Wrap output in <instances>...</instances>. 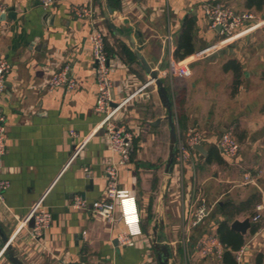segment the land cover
I'll use <instances>...</instances> for the list:
<instances>
[{"label":"crops","instance_id":"crops-1","mask_svg":"<svg viewBox=\"0 0 264 264\" xmlns=\"http://www.w3.org/2000/svg\"><path fill=\"white\" fill-rule=\"evenodd\" d=\"M0 1L8 6L0 22V56L12 63L0 94V125L7 135L0 179L10 184L0 199V224L23 264H159L152 234L160 219L164 228L158 233L171 246V264H238L241 248L242 264H264V25L227 38L204 13L206 4L220 3L264 17V2L257 8L251 0H114L115 24L133 35L169 90L177 139L186 141L195 126L205 136L203 150L191 149L184 164L175 155L168 171V109L129 40L108 27L109 0H55L48 7L39 0ZM75 5L91 8V15L76 16ZM93 28L104 32L116 118L136 134L118 179L134 196L127 202L130 215L125 221L117 209L114 225L91 207L73 206L77 195L89 202L102 198L106 167L118 160L95 109ZM172 60L190 63L192 74H170ZM67 63L79 86L49 89L50 73ZM231 126L241 147L226 158L218 141ZM201 205L207 214L195 224ZM41 207L53 221L36 240L32 219ZM257 214L260 220H254ZM246 217L257 224L245 233L231 228ZM223 222L224 234L242 237L243 245L223 258L201 256L195 243L206 232L221 238ZM5 243L0 235V264H13L1 253Z\"/></svg>","mask_w":264,"mask_h":264},{"label":"built area","instance_id":"built-area-1","mask_svg":"<svg viewBox=\"0 0 264 264\" xmlns=\"http://www.w3.org/2000/svg\"><path fill=\"white\" fill-rule=\"evenodd\" d=\"M42 5L48 7L54 3L55 0H39ZM8 6L5 2L0 1V22L1 15L6 14ZM73 13L78 17H88L91 15V8L86 6L75 5ZM204 13L209 22L214 27L220 26V32L227 38H234L242 30L259 27L264 25V17L259 16L252 11H236L234 8L216 3H208L204 6ZM91 54L94 58V72H96L97 79V100L95 109L102 114L100 127L104 129V135L107 145L112 152L118 156V160L111 161L106 167V182L107 186L103 192L102 198L94 202H89L81 195H77L74 199L73 206L75 208L91 207L92 211L105 219L110 225H114L117 221L116 211H121L122 217L126 219L129 213L127 202L131 201L134 196L130 195L128 189L121 188L118 182L119 170L122 165L130 162L135 145V132L125 125L119 123L116 118L118 110V103L114 97L113 77L111 72L110 56L106 50V41L104 32L100 28H93L90 34ZM12 69V63L6 57L0 56V94L6 89V80L8 73ZM167 71L172 75L190 76L193 72L190 63L187 61L172 60ZM47 84L49 89H55L58 86H65L73 90L79 86L77 79L71 73L70 64H64L60 69L50 73ZM136 92L131 94L130 99L136 96ZM129 101V100H128ZM75 135V132H73ZM186 141L183 138L177 139L176 158L178 162L184 164L191 156V149H195L199 145H203L205 136L198 129V127H191L186 133ZM6 130L4 125H0V160L6 152ZM219 148L226 158H233L237 156L240 150V142H238L234 127L231 126L225 129L219 138ZM87 174L91 175L89 168L85 169ZM247 179L249 175L246 176ZM7 179H0V199L3 198L4 191L9 187ZM207 214L205 205H201L195 212L194 223L202 222ZM261 215L257 214L254 220H260ZM34 225L31 229L33 239L39 240L45 230L52 224V213L49 209L41 207L33 215ZM21 228L17 229V233ZM122 243L128 242V236L120 235ZM194 249L203 257H218L223 258L225 251L229 249L228 245L222 242L220 236L216 233L206 232L195 243ZM4 250L1 251L3 253ZM244 248L237 251L238 264H242V256ZM77 264V263H68ZM80 264V263H79Z\"/></svg>","mask_w":264,"mask_h":264},{"label":"water","instance_id":"water-1","mask_svg":"<svg viewBox=\"0 0 264 264\" xmlns=\"http://www.w3.org/2000/svg\"><path fill=\"white\" fill-rule=\"evenodd\" d=\"M113 13V9L110 6V4H106L105 10H104V17L107 22L108 27L112 30V32L115 35H119L121 37H124L129 40L131 47L134 50V53L136 54L137 60L139 61L140 65L142 66L143 70L150 75L151 78L155 80L156 88L158 89V94L160 97V100L162 102V105L164 107H167L168 109V119L169 123L171 125V131H170V154L168 157V165L167 169L168 171L171 170V167L173 165V160L177 152V133L176 128L174 125V111H173V102L171 95L169 93V90L164 84V80L159 74V71L156 69H153L151 65L149 64L148 60L144 57V55L140 52V48L136 46L135 40L133 35H125L121 31V29L115 24L113 17H111ZM6 17L5 14L1 15V19H4ZM217 29H220V26L217 27ZM198 150H203V146L199 145L196 147ZM33 220V219H32ZM160 221V222H159ZM34 222V220H33ZM257 222H254L251 220L250 217H246L243 220L236 219L231 223V228L235 231H238L240 233H245L248 228L255 226ZM164 228V221L163 219L158 220V223L153 227V248L155 250V253L157 254L158 262L159 264H171L170 258H171V246H169L166 236L160 235L158 233L159 231H162ZM0 235L2 236V240L6 241L4 252L5 254L11 259L13 264H23L21 259L17 256V251L13 244L11 243L10 239H8L6 233L3 231L1 224H0ZM118 240H115V243Z\"/></svg>","mask_w":264,"mask_h":264},{"label":"trees","instance_id":"trees-1","mask_svg":"<svg viewBox=\"0 0 264 264\" xmlns=\"http://www.w3.org/2000/svg\"><path fill=\"white\" fill-rule=\"evenodd\" d=\"M264 2V0H251V7L256 6L257 8H260L262 6V3ZM109 4L111 7H114V0H109ZM185 42L187 40L190 39V35H185L184 36ZM127 53H129V51H127ZM238 84V82H237ZM219 232L221 234V240L222 242L228 245L229 248H231L232 250H237L238 248H240L243 243H244V239H242V237H228L227 235L224 234V222L222 223ZM230 250V249H228Z\"/></svg>","mask_w":264,"mask_h":264},{"label":"rangeland","instance_id":"rangeland-1","mask_svg":"<svg viewBox=\"0 0 264 264\" xmlns=\"http://www.w3.org/2000/svg\"><path fill=\"white\" fill-rule=\"evenodd\" d=\"M255 13H257V12H255ZM259 16H261V14L260 13H257Z\"/></svg>","mask_w":264,"mask_h":264},{"label":"bare ground","instance_id":"bare-ground-1","mask_svg":"<svg viewBox=\"0 0 264 264\" xmlns=\"http://www.w3.org/2000/svg\"><path fill=\"white\" fill-rule=\"evenodd\" d=\"M127 211H128V209H127ZM129 218V217H128ZM130 220H131V218H130Z\"/></svg>","mask_w":264,"mask_h":264}]
</instances>
